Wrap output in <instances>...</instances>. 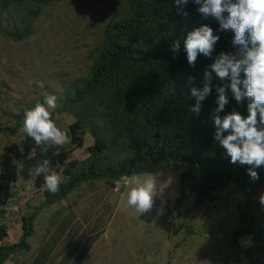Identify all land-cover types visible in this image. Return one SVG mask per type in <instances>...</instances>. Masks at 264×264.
<instances>
[{
  "label": "trees",
  "instance_id": "16d2710c",
  "mask_svg": "<svg viewBox=\"0 0 264 264\" xmlns=\"http://www.w3.org/2000/svg\"><path fill=\"white\" fill-rule=\"evenodd\" d=\"M58 1L0 0V38L15 43L29 39L43 11ZM198 8L189 0L183 8L188 15L182 16L175 0H125L104 24L98 43L90 51L87 71L65 85L58 107L52 112L53 120L55 112L74 118L68 127V148L49 144L48 150L42 152L26 133L20 136L24 114L36 102L17 113H9L8 121L0 122V135L20 136L0 149V211L13 197L18 180L33 181L42 190L41 202L20 218L22 233L18 242L0 243V264L18 252L29 250L28 240L35 233L34 221L43 209L64 200L88 182L104 181L112 189L124 177L177 167L179 180L173 206L177 217L189 196L195 211L228 194L240 196L239 210L252 201L264 184V166L255 169L259 179L253 181L248 175L249 166L232 164L226 150L214 140L211 117L218 106L216 88L230 84V80L221 81L213 72L212 91L201 102L199 115L190 111L196 103L190 88L203 87L204 72L210 70L220 53L242 57L241 46L232 43L234 32L220 30L219 22L204 17ZM205 24L219 40L211 57L201 54L195 65L190 66L184 39L189 31ZM177 40L180 50L174 55L171 47ZM189 77L193 78L191 85ZM240 78L244 79L243 72ZM226 92L229 103L219 115L223 118L236 111L246 117L249 101L237 102L230 89ZM87 133L93 143L86 147V158L78 160L73 153L85 147ZM45 158L50 161V171L61 176L56 194L46 189L45 174H30ZM153 199L152 210L139 213V219L175 236L179 229L173 215L166 211L158 196L153 195ZM7 235L6 227L0 225V242ZM244 236L254 240V251L264 253V219L260 213L249 222L242 212L238 214L230 249L235 261L241 264L245 262L240 259L238 241ZM254 259L251 264H264L257 257Z\"/></svg>",
  "mask_w": 264,
  "mask_h": 264
},
{
  "label": "rangeland",
  "instance_id": "374dc122",
  "mask_svg": "<svg viewBox=\"0 0 264 264\" xmlns=\"http://www.w3.org/2000/svg\"><path fill=\"white\" fill-rule=\"evenodd\" d=\"M124 3L125 0H59L43 11L29 39L15 43L0 38V122L8 121L9 113H17L31 103L39 100L44 103L47 95L59 98L69 81L84 75L90 65V51L98 43L104 24ZM39 82L43 83L42 87ZM54 120L59 128L68 132L74 118L67 113L55 112ZM24 133L22 128L20 136ZM20 136L0 135V149L17 141ZM69 142L63 146L68 148ZM92 143L93 138L87 133L85 147L75 150L73 157L78 160L86 158V147ZM149 178H154L156 182L153 195L158 196L166 211L173 215L175 227L179 229L175 236L140 220L136 209L127 203L130 190ZM178 180L179 169L170 167L160 173L131 177L128 185L122 186L118 192L111 189L115 203L122 201V205L115 213L111 207L114 218L103 239V242L109 241L105 242V247L111 250L108 262L241 264L235 261L236 256L231 255V235L237 227L238 214L241 212L248 222L258 213L264 219V205L259 200L264 194V184L242 210L237 209L240 199L238 194H228L197 211L192 209V197L189 196L177 217L173 206ZM103 182H88L79 187V194L85 193L84 203H90L91 200L92 204H96L95 198H98L95 195L97 190H89L84 186ZM93 191H96L94 198L90 196ZM13 194L0 211V225L10 231V236L15 232L21 216L30 212L42 200V190L37 189L33 181L18 180L13 187ZM100 210L108 216L106 208ZM6 238L1 243H5ZM238 244L242 251L240 259L245 264L253 263L254 257L264 261V253L253 250L255 242L248 236L240 238ZM248 250L250 254H245ZM13 261L17 263L18 257L14 256ZM93 264L97 262L93 261Z\"/></svg>",
  "mask_w": 264,
  "mask_h": 264
},
{
  "label": "clouds",
  "instance_id": "9594fccd",
  "mask_svg": "<svg viewBox=\"0 0 264 264\" xmlns=\"http://www.w3.org/2000/svg\"><path fill=\"white\" fill-rule=\"evenodd\" d=\"M193 2L199 5L200 14L206 18L213 17L219 22L220 30L234 32L232 43L234 46H241L242 57L237 59L233 54L220 53L209 66L210 70L204 72L203 87L190 88L191 96L196 100L190 111L199 115L201 102L212 91L213 72L221 81L230 80V84L216 88L218 106L211 117L215 126L214 140L226 150L232 164L249 166V177L253 181L258 180L259 175L255 169L264 166V0H235V2L234 0H193ZM188 3L189 0H175L180 15H188L183 10ZM224 13H227V16ZM218 40L219 36L214 35L213 29L207 24L189 31L184 39L188 64L194 66L201 54L211 57ZM179 50L180 42L177 40L172 45L171 51L177 55ZM241 72L244 74L243 80L240 78ZM192 82L193 78L189 77V84L191 85ZM39 84L43 86L42 82ZM226 89L231 90L237 102L249 101L246 117L236 111L224 115L223 118L219 115L229 103ZM57 100L56 95H47L44 103L37 102L24 114V132L38 147H41L42 152L48 150L49 144L63 146L70 139L67 130L59 128L52 118L50 110L56 109ZM41 173L45 174L44 180L48 192L58 193L61 176L50 173V161L47 158L39 162L34 170H30L32 175ZM155 191V179L149 178L130 190L127 203L138 213L147 214L154 206ZM259 200L260 204L264 205V194Z\"/></svg>",
  "mask_w": 264,
  "mask_h": 264
},
{
  "label": "crops",
  "instance_id": "0c3cea01",
  "mask_svg": "<svg viewBox=\"0 0 264 264\" xmlns=\"http://www.w3.org/2000/svg\"><path fill=\"white\" fill-rule=\"evenodd\" d=\"M88 185L84 187L97 190L96 204L89 199L90 203H84L85 193L79 194L80 188H77L64 200L43 209L34 221L35 233L28 240L29 250L16 253L3 264H15L14 256L19 259L16 264H93V261L111 264L108 262L111 250L105 247V242L109 241L103 242V239L114 218L111 207L115 213L122 201L115 203L111 188L105 182ZM94 192L90 193L93 198ZM102 207L109 211L107 217L102 214ZM7 233L6 244L18 242L22 233L21 221L11 236L9 230Z\"/></svg>",
  "mask_w": 264,
  "mask_h": 264
},
{
  "label": "built area",
  "instance_id": "2783aa9c",
  "mask_svg": "<svg viewBox=\"0 0 264 264\" xmlns=\"http://www.w3.org/2000/svg\"><path fill=\"white\" fill-rule=\"evenodd\" d=\"M128 185V178H126V177H124V178H122L118 183H116L115 185H114V187L112 188V190L114 191V192H118V191H120V188L122 187V186H127Z\"/></svg>",
  "mask_w": 264,
  "mask_h": 264
}]
</instances>
